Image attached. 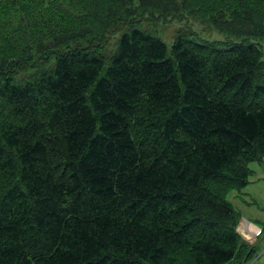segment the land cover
I'll list each match as a JSON object with an SVG mask.
<instances>
[{
	"label": "trees",
	"instance_id": "16d2710c",
	"mask_svg": "<svg viewBox=\"0 0 264 264\" xmlns=\"http://www.w3.org/2000/svg\"><path fill=\"white\" fill-rule=\"evenodd\" d=\"M261 2L250 13L264 23ZM217 28L227 38L179 36L169 49L133 27L109 63L76 48L3 80L0 264L239 256L241 213L214 186L245 188L264 158V59Z\"/></svg>",
	"mask_w": 264,
	"mask_h": 264
},
{
	"label": "rangeland",
	"instance_id": "374dc122",
	"mask_svg": "<svg viewBox=\"0 0 264 264\" xmlns=\"http://www.w3.org/2000/svg\"><path fill=\"white\" fill-rule=\"evenodd\" d=\"M261 3H231L228 10L225 0H0V85L9 75L17 82L30 80L49 68L58 54L76 48L109 63L120 38L133 27L160 37L169 49L179 36L225 39L217 27H232L235 35L256 42L264 59V23L250 13V7ZM259 73L264 76V64ZM260 163H250L256 173L244 189L226 183L214 186L242 213V227L253 225L249 219L264 226V178H258L264 166ZM262 234L259 248L264 245V229ZM241 243L239 256L228 264H248L259 252L251 239L242 237ZM252 248L255 252L250 253Z\"/></svg>",
	"mask_w": 264,
	"mask_h": 264
},
{
	"label": "crops",
	"instance_id": "0c3cea01",
	"mask_svg": "<svg viewBox=\"0 0 264 264\" xmlns=\"http://www.w3.org/2000/svg\"><path fill=\"white\" fill-rule=\"evenodd\" d=\"M260 165L264 166V158L262 159V163H260ZM253 172L256 173V171L254 169H253ZM258 178H264V172H260ZM241 220H243L242 219V213H241ZM249 220L252 222L253 225L246 224L248 226H245V227L239 226V229L241 231L242 237H247L249 240L251 239L252 242L256 243V245H254V247L259 252L255 253L256 255H254L249 260L248 264H264V245L261 246L260 248H259V244L257 245L258 241L260 239H262L260 236L263 235L262 232H263L264 226L261 227L256 222H254L253 220H251V219H249Z\"/></svg>",
	"mask_w": 264,
	"mask_h": 264
}]
</instances>
